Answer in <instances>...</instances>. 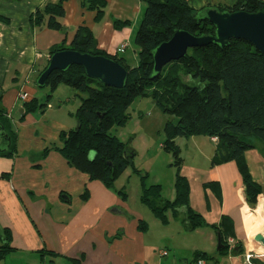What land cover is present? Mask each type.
I'll list each match as a JSON object with an SVG mask.
<instances>
[{
    "label": "crops",
    "instance_id": "1",
    "mask_svg": "<svg viewBox=\"0 0 264 264\" xmlns=\"http://www.w3.org/2000/svg\"><path fill=\"white\" fill-rule=\"evenodd\" d=\"M105 1L97 19L98 9H91L84 0H0V16L7 19L0 22V107L16 134L13 154L0 155V247L9 238L12 248L0 264H195L198 259L206 264H247V254L253 255L252 264H264V254L250 250H259L252 243H248L249 250L243 245L240 254L229 243L227 253L218 249L219 236L212 226L223 215L229 216L240 239L233 213L244 205L252 210L235 162L211 171L194 168L183 172L190 184V206L207 222L190 231L183 214H169V223L162 224L142 203V184L138 196L135 192L137 199L132 200L125 183L118 180L108 187L68 163L58 148L63 145L61 134L78 127V120L72 121L73 113L68 118L56 116L49 102L42 110L25 114L20 93L25 91L30 100L44 102L47 95L37 80L51 51L65 40L69 45L80 27L92 31L98 50L132 68L139 65L134 40L146 4L141 0ZM237 1L188 0L195 10L208 5L233 6ZM60 2L65 12L58 19L62 31L48 27L49 16L41 25L32 22L38 10ZM116 21L121 22L119 27ZM71 96L82 103V96L73 89L64 101L69 102ZM58 101L63 103L61 95ZM47 108L49 113H45ZM211 141L216 147L217 142ZM245 157L254 181L264 188V158L257 150L246 152ZM214 181L220 184L221 199L205 188ZM122 190L125 199L119 194ZM162 195L174 200L176 192L165 196L162 187ZM261 200L264 206V193L255 208ZM142 223L146 224L144 230L140 229ZM163 250L168 251L167 256H161Z\"/></svg>",
    "mask_w": 264,
    "mask_h": 264
},
{
    "label": "trees",
    "instance_id": "2",
    "mask_svg": "<svg viewBox=\"0 0 264 264\" xmlns=\"http://www.w3.org/2000/svg\"><path fill=\"white\" fill-rule=\"evenodd\" d=\"M141 1L146 4V10L134 40L139 55L137 67L132 68L120 58L98 50L94 34L87 27H80L69 45L65 40L51 51L52 55L57 51L71 49L112 58L128 70L126 88L106 86L88 77L83 67L73 65L65 71H54L50 75L44 87L50 90L45 102L41 103L36 98L26 102L25 114L47 107L51 93L60 85H66L79 93L82 103L76 114L78 127L61 134L63 145L58 150L72 167L88 174L92 180L112 187L133 165L136 152L127 143L111 135L110 130L114 126L126 125L129 108L136 98L151 97L164 113L177 118L176 123L168 122L166 126L168 138L165 148L177 158L178 169L180 159L175 145L176 138H217L211 166L235 162L242 175L246 202L254 208L264 188L254 181L245 155L252 150L264 151V54L249 42L231 40L225 47L211 44L189 49L184 58L168 64L160 73H156L153 51L161 43L169 41L175 30H184L193 35L214 34L215 30L208 20L197 18L202 9L195 10L188 0ZM84 2L91 9H98L97 19L102 16L105 0ZM217 7L221 11L230 12H264V0H238L233 6ZM64 14L63 2L48 4L36 12L32 22L41 25L49 16L48 27L62 31L64 28L58 19L64 17ZM6 21V18L0 16V22ZM115 24L119 27L121 22L116 21ZM0 125L10 137V142L6 141L0 155H12L16 148V134L1 107ZM47 152L48 149L43 155ZM205 188L214 190L221 199L218 182L206 183ZM175 192L174 200L165 199L161 185L147 187L142 180L141 201L164 225L169 223V214L175 217L183 214L186 229L192 231L206 226L203 216L190 206V184L180 171L175 179ZM119 194L124 199L127 196L124 190L119 191ZM212 227L221 235L222 254L228 252L229 238L235 241L234 253H243V244L237 238L234 221L229 216L223 215L221 222ZM140 229H146V224H140ZM6 242L8 244L0 247V259L12 249L9 238Z\"/></svg>",
    "mask_w": 264,
    "mask_h": 264
},
{
    "label": "rangeland",
    "instance_id": "3",
    "mask_svg": "<svg viewBox=\"0 0 264 264\" xmlns=\"http://www.w3.org/2000/svg\"><path fill=\"white\" fill-rule=\"evenodd\" d=\"M42 90L47 96L50 94L48 88ZM70 90L66 85H60L59 89L51 93L50 103L53 105V110L57 113L56 116L61 115L68 118L69 113H73L71 115L73 116L72 121L77 123L76 114L81 100L79 97L71 96L70 101L65 102L64 100L70 94ZM59 95L63 97V103L58 101ZM59 108H62L60 112L57 111ZM50 111L47 108L45 113ZM128 114L129 120L126 125L112 127L110 134L127 143L136 152L133 165L118 178L121 183L126 184L132 200L137 199L135 192L137 191L138 196L142 180L147 187L156 184L161 185L165 196H170L175 190V179L178 171L183 175V172L189 173L194 168L206 171L212 170L211 160L216 147L211 138L206 136L176 138L175 145L179 151L180 159V169H178L177 158L172 151L165 148L168 138L166 126L168 122L176 123L177 118L164 113L154 99L151 97L136 98L130 106ZM257 152L264 158L263 150ZM255 207H250L252 210L248 208L251 217L256 212ZM247 223L250 225V232L255 229L252 223ZM254 232L264 235V228H256ZM239 240L245 246V249L249 250L248 241L242 238ZM234 244L235 241L232 245ZM252 244L251 246L254 247L255 244Z\"/></svg>",
    "mask_w": 264,
    "mask_h": 264
},
{
    "label": "water",
    "instance_id": "4",
    "mask_svg": "<svg viewBox=\"0 0 264 264\" xmlns=\"http://www.w3.org/2000/svg\"><path fill=\"white\" fill-rule=\"evenodd\" d=\"M197 18L208 20L214 27V34L193 35L184 30H175L169 41L161 43L153 51L154 70L160 73L165 66L184 58L189 49L206 47L218 44L221 47L229 45L231 40H244L252 44L264 54V12L250 13L247 11H221L218 7L207 6L198 14ZM77 65L84 68L86 75L99 80L102 84L116 89H124L128 82V70L119 62L102 55L80 53L75 50H61L50 56L46 69L40 74L37 85L46 86L47 80L54 71H65ZM1 136L4 143L0 151L5 149V143L10 137L0 125ZM7 148V147H6ZM221 249V235L219 234ZM257 243L263 244L264 236L258 234L254 237Z\"/></svg>",
    "mask_w": 264,
    "mask_h": 264
},
{
    "label": "bare ground",
    "instance_id": "5",
    "mask_svg": "<svg viewBox=\"0 0 264 264\" xmlns=\"http://www.w3.org/2000/svg\"><path fill=\"white\" fill-rule=\"evenodd\" d=\"M235 219L238 221L237 223V233L240 238L245 239L248 241V243H254L259 247V250H255L250 248V250L257 251L258 253H264V246L263 244L257 243L254 240V237L258 234L262 233H255V229L264 228V206L263 201L261 200L256 208V212L253 215V217L250 216L249 209L246 205L240 207L237 211L234 213ZM251 220V221H250ZM247 222H250L253 224V229L251 232L249 231L250 225H248ZM264 236V235H263Z\"/></svg>",
    "mask_w": 264,
    "mask_h": 264
},
{
    "label": "built area",
    "instance_id": "6",
    "mask_svg": "<svg viewBox=\"0 0 264 264\" xmlns=\"http://www.w3.org/2000/svg\"><path fill=\"white\" fill-rule=\"evenodd\" d=\"M122 48H125V44L122 45ZM20 99L22 100L23 103H26V102L30 101L29 94L27 92H25V91L24 92H21L20 93ZM212 140L215 141V142H217L218 139L217 138H213ZM228 241H229V244H231V245L234 242L233 239H229ZM160 254H161L162 257L163 256H167L168 255V251L167 250H163V251L160 252ZM252 257H253L252 254H247V256H246V262H247V264H252V261H251ZM195 264H206V261L204 259H198L195 262Z\"/></svg>",
    "mask_w": 264,
    "mask_h": 264
},
{
    "label": "flooded vegetation",
    "instance_id": "7",
    "mask_svg": "<svg viewBox=\"0 0 264 264\" xmlns=\"http://www.w3.org/2000/svg\"><path fill=\"white\" fill-rule=\"evenodd\" d=\"M3 143H4V139L2 138L1 132H0V144H3Z\"/></svg>",
    "mask_w": 264,
    "mask_h": 264
}]
</instances>
